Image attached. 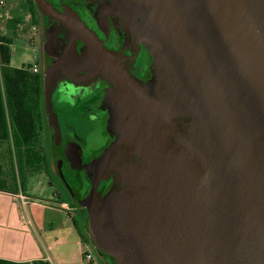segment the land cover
I'll return each instance as SVG.
<instances>
[{
  "label": "water",
  "instance_id": "obj_1",
  "mask_svg": "<svg viewBox=\"0 0 264 264\" xmlns=\"http://www.w3.org/2000/svg\"><path fill=\"white\" fill-rule=\"evenodd\" d=\"M34 1L74 33L60 69L78 81L103 69L127 95L123 115H133L90 166V194L78 204L99 253L115 264H264V0H104L127 39L157 59L147 87L113 64L81 19ZM45 75L51 113L55 77ZM177 116L190 119L184 132ZM126 143L137 155L117 149ZM113 173L123 186L103 199L99 182Z\"/></svg>",
  "mask_w": 264,
  "mask_h": 264
},
{
  "label": "flooded vegetation",
  "instance_id": "obj_2",
  "mask_svg": "<svg viewBox=\"0 0 264 264\" xmlns=\"http://www.w3.org/2000/svg\"><path fill=\"white\" fill-rule=\"evenodd\" d=\"M50 2L58 11L71 12L81 19L102 41L105 49L114 54L113 64L123 69L134 83L147 87L155 79L158 73L156 57L143 43L127 39L122 29L121 16L112 10H106L104 0ZM40 18L54 27L60 45L70 42L74 33L59 19L41 11ZM77 51L81 59L87 53L85 42L80 38ZM59 54L55 56L56 61ZM56 61L53 63L59 69L61 77H55L54 80L55 94L51 101V113L48 111L47 118L51 131L50 135L45 134L44 137L53 143V149H48L51 154L55 153L50 155L51 165L54 166L55 162L62 172L64 181H60L63 188L60 195L85 214L86 209L78 204L90 194L92 183L89 168L123 138L126 124L133 115H123L121 106L126 105L127 95L103 69L89 81H78L69 78ZM80 74L86 75L87 72L81 71ZM176 120L179 130L184 132L186 121L190 119L177 116ZM117 147L118 150L128 149L131 156L137 155L133 144H119ZM68 154L74 155V159L70 160ZM68 166L73 173L66 169ZM119 176L113 173L108 179L100 180L98 190L103 199H107L115 189L123 186Z\"/></svg>",
  "mask_w": 264,
  "mask_h": 264
},
{
  "label": "trees",
  "instance_id": "obj_3",
  "mask_svg": "<svg viewBox=\"0 0 264 264\" xmlns=\"http://www.w3.org/2000/svg\"><path fill=\"white\" fill-rule=\"evenodd\" d=\"M27 1L32 20L40 21L37 3ZM16 26V22L8 23L11 29ZM12 41L10 36L0 34V190L18 194L26 191L25 181L30 175L40 170H45L48 175L53 172L51 152L40 143L43 136L41 129L45 124L50 133L45 100L46 75L44 72H33L29 65L11 67ZM3 148L5 150L1 151ZM4 159H9L10 169L4 167ZM84 212L87 213L86 210ZM81 236L84 242H93L86 233ZM104 258L110 264H115L113 257ZM0 264L49 263L42 260L24 263L0 259Z\"/></svg>",
  "mask_w": 264,
  "mask_h": 264
},
{
  "label": "crops",
  "instance_id": "obj_4",
  "mask_svg": "<svg viewBox=\"0 0 264 264\" xmlns=\"http://www.w3.org/2000/svg\"><path fill=\"white\" fill-rule=\"evenodd\" d=\"M17 1L24 2L29 8L27 0ZM29 15L32 18L30 11ZM26 192L23 195L27 201L23 202L17 194L0 190V259L24 263L42 260L49 264H84L82 254L86 246L89 247L81 236L86 232L85 214L73 204L74 215L57 209L69 210L65 207L71 204L58 193L59 200L47 206L29 199ZM49 210L63 212L66 218L62 220L58 213H51L59 219V223L48 222ZM76 215L77 225L74 220L71 221Z\"/></svg>",
  "mask_w": 264,
  "mask_h": 264
},
{
  "label": "rangeland",
  "instance_id": "obj_5",
  "mask_svg": "<svg viewBox=\"0 0 264 264\" xmlns=\"http://www.w3.org/2000/svg\"><path fill=\"white\" fill-rule=\"evenodd\" d=\"M4 1L5 3L0 4V34H4L13 38L11 45L12 57L10 60V66L21 68L28 65L31 67L37 65L39 68L38 72L45 73L47 69H50L53 71L54 77H61L59 69L53 63V61H56L55 56H57L62 50V45L59 44V39H57V35H55L54 27L46 24V21L44 19H40V21L34 22L29 15L30 9H27L24 2L19 3L17 0ZM10 21L16 22V28L11 29V27H8V23ZM53 94H55L54 88H52L51 92L52 99ZM47 130L48 129L46 128L45 124L41 129L43 136L40 143L43 144L46 149L51 150L53 149V143L48 141V139L46 140V138L44 137V134L50 135ZM5 149L7 151V145L5 146ZM5 149L3 148L1 151ZM8 160L4 159L2 163H4L5 168L10 169L11 165ZM53 164V173L48 175L45 170H40L27 178L25 184L27 191L26 193L29 199L39 201L40 203H43L47 206H52L54 202L59 200L58 196H56V193L60 194L61 191H63L60 183L64 180L61 176L62 172L60 168H58V165L55 162ZM24 192L25 191L21 193L24 194ZM72 204V202L71 204L68 203L65 207L69 208V210L65 211L62 209V207H58L57 209L62 210L64 213H67L69 215H74L76 212H74V209L71 208ZM70 208L72 210H70ZM63 212L61 213L56 210H49L47 214L48 222L52 221L58 224L59 219L55 218L54 214L58 213V215L62 217V220H64V218L66 217L63 215ZM86 216L87 215H85V233L91 237L88 227V217ZM73 220L77 223V215L74 216V218H71V221ZM89 248L95 257L97 264H110L109 261L99 253V249L91 241L89 243Z\"/></svg>",
  "mask_w": 264,
  "mask_h": 264
},
{
  "label": "built area",
  "instance_id": "obj_6",
  "mask_svg": "<svg viewBox=\"0 0 264 264\" xmlns=\"http://www.w3.org/2000/svg\"><path fill=\"white\" fill-rule=\"evenodd\" d=\"M3 3H5V1L0 0V4H3ZM31 70L33 72H38L39 68L37 65H34L31 67ZM17 197H19L23 202L27 201V199L25 198V195H23L21 192H19L17 194ZM82 260H83L84 264H97L96 259H95L94 255L92 254L88 245L86 246L85 251H83Z\"/></svg>",
  "mask_w": 264,
  "mask_h": 264
}]
</instances>
